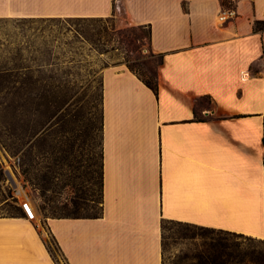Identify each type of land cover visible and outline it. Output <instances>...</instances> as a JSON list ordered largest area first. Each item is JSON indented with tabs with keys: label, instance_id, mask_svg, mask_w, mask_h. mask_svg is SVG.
<instances>
[{
	"label": "crops",
	"instance_id": "0c3cea01",
	"mask_svg": "<svg viewBox=\"0 0 264 264\" xmlns=\"http://www.w3.org/2000/svg\"><path fill=\"white\" fill-rule=\"evenodd\" d=\"M0 18H112L161 57L156 94L101 72L100 215L0 214V264H60L47 238L61 264H163L164 221L264 240V0H0Z\"/></svg>",
	"mask_w": 264,
	"mask_h": 264
},
{
	"label": "rangeland",
	"instance_id": "374dc122",
	"mask_svg": "<svg viewBox=\"0 0 264 264\" xmlns=\"http://www.w3.org/2000/svg\"><path fill=\"white\" fill-rule=\"evenodd\" d=\"M159 63L147 29L112 18H0V65L15 67L14 82L0 79V214L19 215L6 172L24 183L35 219L99 214L101 72L124 64L154 82ZM12 161H18L16 170ZM240 235L241 250L260 245ZM217 236L236 239L164 221L163 264H199L203 244Z\"/></svg>",
	"mask_w": 264,
	"mask_h": 264
},
{
	"label": "trees",
	"instance_id": "16d2710c",
	"mask_svg": "<svg viewBox=\"0 0 264 264\" xmlns=\"http://www.w3.org/2000/svg\"><path fill=\"white\" fill-rule=\"evenodd\" d=\"M77 19H85V18H77ZM253 31L255 33H260L262 37V54L264 57V20H255L253 22ZM148 38L149 31H148ZM161 61V57H160ZM15 70V67H8L7 64L0 65V79L2 81L14 82L13 79L10 78L11 73ZM132 71V69L129 68ZM133 72V71H132ZM137 75V74H136ZM138 76V75H137ZM139 77V76H138ZM140 78V77H139ZM142 82L149 87L151 90L157 93V83L156 78L155 81H148L140 78ZM200 119V118H199ZM264 142V136H263ZM20 209V208H19ZM19 211V215L22 213ZM101 213V210H100ZM96 214L91 217H97L100 215ZM79 215H63V216H52V217H78ZM191 225V224H188ZM193 227H198L194 226ZM199 229L206 231L209 234H213L215 232L214 229L198 227ZM218 233L224 235L233 236L234 242H230L225 236L224 237H209L208 242L203 244V250L198 254L197 259L199 264H264V240H260V245L258 247H249L247 250H241V244L237 240L241 237L240 234H235L232 232L218 230ZM51 255L55 259L56 262L58 260L53 255L50 247L47 245Z\"/></svg>",
	"mask_w": 264,
	"mask_h": 264
},
{
	"label": "built area",
	"instance_id": "2783aa9c",
	"mask_svg": "<svg viewBox=\"0 0 264 264\" xmlns=\"http://www.w3.org/2000/svg\"><path fill=\"white\" fill-rule=\"evenodd\" d=\"M235 12L233 9L229 8L228 10L222 12L219 16L217 21L223 22L228 17L234 16ZM17 162L18 161H12L11 167H13L15 170L17 169ZM6 182L9 184V187L13 191V195L15 198V203L23 214L26 216L27 219L33 220L35 219L36 215V208L34 205L33 200L28 196V193L24 190V183L22 181L15 180L12 172H6L5 173Z\"/></svg>",
	"mask_w": 264,
	"mask_h": 264
}]
</instances>
